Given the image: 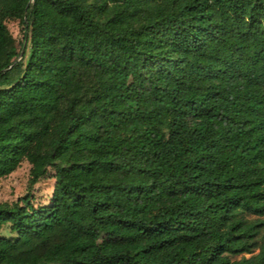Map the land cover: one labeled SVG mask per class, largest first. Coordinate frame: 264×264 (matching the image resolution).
I'll list each match as a JSON object with an SVG mask.
<instances>
[{
    "label": "trees",
    "instance_id": "obj_1",
    "mask_svg": "<svg viewBox=\"0 0 264 264\" xmlns=\"http://www.w3.org/2000/svg\"><path fill=\"white\" fill-rule=\"evenodd\" d=\"M3 55L0 178L55 182L0 264H264V0H0Z\"/></svg>",
    "mask_w": 264,
    "mask_h": 264
},
{
    "label": "rangeland",
    "instance_id": "obj_2",
    "mask_svg": "<svg viewBox=\"0 0 264 264\" xmlns=\"http://www.w3.org/2000/svg\"><path fill=\"white\" fill-rule=\"evenodd\" d=\"M6 25L11 36L7 52L12 50L22 51L23 45L21 41L23 39V32L19 18L8 17L6 19ZM4 60L5 55L0 58V62ZM29 169L30 164L26 160H22L14 171L0 178V202L11 203L27 193L33 195L34 204L43 203L47 200L52 193L55 182L52 176L53 170L49 168L44 177L32 186H29ZM5 234L8 235V232L6 231Z\"/></svg>",
    "mask_w": 264,
    "mask_h": 264
},
{
    "label": "water",
    "instance_id": "obj_3",
    "mask_svg": "<svg viewBox=\"0 0 264 264\" xmlns=\"http://www.w3.org/2000/svg\"><path fill=\"white\" fill-rule=\"evenodd\" d=\"M21 53H22V51H21Z\"/></svg>",
    "mask_w": 264,
    "mask_h": 264
}]
</instances>
